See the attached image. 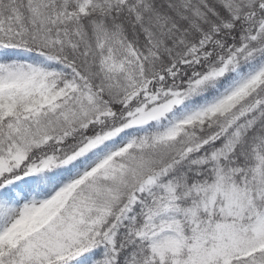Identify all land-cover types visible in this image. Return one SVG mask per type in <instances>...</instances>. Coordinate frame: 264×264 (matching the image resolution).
I'll return each instance as SVG.
<instances>
[{
    "label": "snow or ice",
    "instance_id": "6c2138e0",
    "mask_svg": "<svg viewBox=\"0 0 264 264\" xmlns=\"http://www.w3.org/2000/svg\"><path fill=\"white\" fill-rule=\"evenodd\" d=\"M0 264H264V0H0Z\"/></svg>",
    "mask_w": 264,
    "mask_h": 264
}]
</instances>
